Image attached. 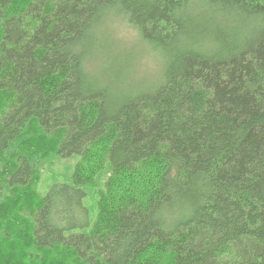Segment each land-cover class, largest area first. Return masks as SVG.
<instances>
[{"label":"trees","instance_id":"obj_1","mask_svg":"<svg viewBox=\"0 0 264 264\" xmlns=\"http://www.w3.org/2000/svg\"><path fill=\"white\" fill-rule=\"evenodd\" d=\"M0 264H264V0H0Z\"/></svg>","mask_w":264,"mask_h":264},{"label":"rangeland","instance_id":"obj_2","mask_svg":"<svg viewBox=\"0 0 264 264\" xmlns=\"http://www.w3.org/2000/svg\"><path fill=\"white\" fill-rule=\"evenodd\" d=\"M98 36L103 49H97L96 56H100V61L107 57L101 64L103 68L109 63L118 64L117 58L120 54L129 52V59L126 56L127 62H123V66L106 70V76L112 84L147 86L160 77L163 59L142 41L137 30H132L128 23L118 16L104 23L98 30ZM95 63L97 65L98 62ZM97 69L102 71L99 67Z\"/></svg>","mask_w":264,"mask_h":264}]
</instances>
